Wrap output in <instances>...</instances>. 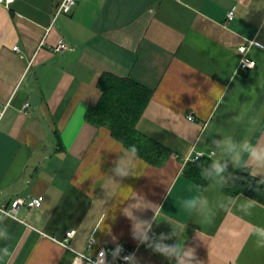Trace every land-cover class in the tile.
Returning a JSON list of instances; mask_svg holds the SVG:
<instances>
[{
  "label": "crops",
  "instance_id": "obj_1",
  "mask_svg": "<svg viewBox=\"0 0 264 264\" xmlns=\"http://www.w3.org/2000/svg\"><path fill=\"white\" fill-rule=\"evenodd\" d=\"M62 1L0 3V208L44 197L39 208L25 203L16 216L5 213L11 239L0 247L12 255L0 264H70L73 253L61 243L70 230L73 250L91 251L92 235L93 252L126 244L138 264H169L132 238L122 209L135 193L160 206L156 236L171 232L163 219L172 220L182 239L198 245L203 264H264V250L246 232L249 223L264 226L263 204L250 216L219 212L207 224L180 207L196 194L212 202L230 195L185 174L198 154L221 158L214 140L264 136V0H75L53 24ZM60 42L73 49L54 50ZM241 46L255 62L247 71ZM105 73L152 91L137 130L170 152L162 165L137 155L135 176L110 171L129 148L86 119ZM136 215L150 220L154 213ZM197 231L201 241L193 240Z\"/></svg>",
  "mask_w": 264,
  "mask_h": 264
},
{
  "label": "clouds",
  "instance_id": "obj_2",
  "mask_svg": "<svg viewBox=\"0 0 264 264\" xmlns=\"http://www.w3.org/2000/svg\"><path fill=\"white\" fill-rule=\"evenodd\" d=\"M225 94V91H223L220 102H223ZM251 123L255 124L257 121L253 120ZM213 145L220 150L221 158L212 160L211 164L202 171L203 178L210 181L209 188L222 190L230 182L235 186V182L242 178L235 175L237 170L247 172L250 182L255 181L254 191L258 192L264 188V136L258 138L255 142L250 138L237 142L231 136H225L220 140H214ZM137 158V149L133 145L127 153L113 161L114 166L110 171L115 177L121 179L135 176L136 168L133 166L132 161ZM229 164L233 166V173L228 172ZM129 199L134 202L124 207L122 212L132 222V238L138 244H144L153 252L160 253L167 258L169 264H203V261L196 254L198 245H189L187 239H182L183 229L176 226L172 220L163 219V221H167L172 225V231L156 236L153 226L161 221L157 217V209L160 206L147 201L143 196L136 193ZM257 206L258 202L255 199L245 198L242 194L239 196L222 194L215 202L210 201L208 197L202 194H196L180 201V207L190 215L195 213L200 224L211 223L219 212L232 213L235 211L242 213L244 216H250L252 215V209ZM149 209L154 213L150 220L140 219L136 215V212ZM8 218H10L8 215L0 212V240L2 241L11 239L7 227L4 226L5 220ZM246 232L248 237L254 238L255 247L258 250H264V226L249 223ZM169 239H174L175 243H164L165 240ZM193 240L201 241L200 231L195 233ZM89 241L95 242L92 235L89 237ZM122 252V246L117 244L111 251L112 260L115 261L121 258ZM11 255L12 252L9 247H0V261L8 260ZM100 255L105 258L103 264H106V254L101 252ZM122 259L127 264H138L134 253L125 255Z\"/></svg>",
  "mask_w": 264,
  "mask_h": 264
},
{
  "label": "trees",
  "instance_id": "obj_3",
  "mask_svg": "<svg viewBox=\"0 0 264 264\" xmlns=\"http://www.w3.org/2000/svg\"><path fill=\"white\" fill-rule=\"evenodd\" d=\"M98 85L102 93L101 99L87 111V121L96 126L108 127L112 136L127 148L134 145L137 155L152 164L162 165L170 152L137 130V124L151 100L152 91L131 78L111 73H105ZM212 160L204 157L188 164L185 174L194 182L206 186L209 181L203 178L202 171ZM235 175L242 178L235 182V186L232 182L226 185V192L231 196L246 195L264 205V188L254 191L255 181L250 182L247 172L237 170Z\"/></svg>",
  "mask_w": 264,
  "mask_h": 264
},
{
  "label": "built area",
  "instance_id": "obj_4",
  "mask_svg": "<svg viewBox=\"0 0 264 264\" xmlns=\"http://www.w3.org/2000/svg\"><path fill=\"white\" fill-rule=\"evenodd\" d=\"M14 0H0V3H5L6 5H9L13 2ZM76 6V1L75 0H63L56 8L54 11V17H53V24L56 22L57 18L61 14H67L70 13L74 7ZM234 17V13L230 12L229 13V19H232ZM15 50H19L18 47L14 48ZM73 47L70 45L66 44L65 42H60L54 50L56 51H65V50H72ZM247 47L246 46H241L239 48V51L244 55L240 67L243 70H249L255 66V62L253 60H250L249 58L245 57ZM29 103H26L24 108L27 109L29 107ZM189 120H193L194 117L189 114L188 115ZM203 154H198L197 158H195L193 161L198 160ZM44 197L43 196H38L29 199L27 202L24 199L18 198L13 201L11 208H0L1 212L9 214L11 216H16L18 213V208L22 204H27L28 208L30 210L36 209L41 207L43 203ZM76 235V230H70L66 233L65 238L61 242L63 245H65L72 253H73V259L71 260L70 264H103V257H101V252H104L106 254V264H127L126 261L122 259L123 256L128 255V254H135L136 256V249L132 248L126 244H119L123 248V252L121 253V258L113 261L112 256H111V251L115 248H110V247H102L98 249L96 252H93L92 249L94 248V243L89 241V252H79L76 250H73L69 247L67 242L73 238ZM95 241V239H94Z\"/></svg>",
  "mask_w": 264,
  "mask_h": 264
}]
</instances>
